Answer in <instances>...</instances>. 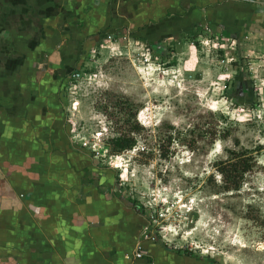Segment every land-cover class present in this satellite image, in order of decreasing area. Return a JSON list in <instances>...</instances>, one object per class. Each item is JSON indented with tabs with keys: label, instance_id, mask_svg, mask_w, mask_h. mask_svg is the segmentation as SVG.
Masks as SVG:
<instances>
[{
	"label": "rangeland",
	"instance_id": "obj_1",
	"mask_svg": "<svg viewBox=\"0 0 264 264\" xmlns=\"http://www.w3.org/2000/svg\"><path fill=\"white\" fill-rule=\"evenodd\" d=\"M193 31L151 46L126 32L97 40L63 89L69 136L114 171L155 240L213 264H264V35ZM240 153L252 165L226 190L217 161Z\"/></svg>",
	"mask_w": 264,
	"mask_h": 264
},
{
	"label": "crops",
	"instance_id": "obj_2",
	"mask_svg": "<svg viewBox=\"0 0 264 264\" xmlns=\"http://www.w3.org/2000/svg\"><path fill=\"white\" fill-rule=\"evenodd\" d=\"M195 1L0 0V264H213L143 237L114 171L69 136L63 95L82 50L121 32L160 44Z\"/></svg>",
	"mask_w": 264,
	"mask_h": 264
},
{
	"label": "trees",
	"instance_id": "obj_3",
	"mask_svg": "<svg viewBox=\"0 0 264 264\" xmlns=\"http://www.w3.org/2000/svg\"><path fill=\"white\" fill-rule=\"evenodd\" d=\"M203 4V5H202ZM221 6L223 8H221ZM220 7L221 9H216ZM192 8H195L197 13L195 21L189 24L183 23L180 26H175L174 31L183 30L186 33L194 32L198 26L206 23H217L223 28L232 33L240 35L244 30H249L254 33L264 35V12L258 10L255 0H196ZM191 8V9H192ZM240 13H243L241 15ZM114 37L115 35H108ZM137 39H141L151 44L159 42L148 41L145 37L134 35ZM91 47L82 50V57L74 63L73 70H77L82 64L83 57L88 53ZM70 71V73H71ZM69 73V75H70ZM129 139L127 143L122 145L123 148H130L134 143ZM217 169L224 178L226 190L238 189L242 181V177L252 165V157L240 154L226 157L224 160L217 161ZM134 204V203H133Z\"/></svg>",
	"mask_w": 264,
	"mask_h": 264
},
{
	"label": "built area",
	"instance_id": "obj_4",
	"mask_svg": "<svg viewBox=\"0 0 264 264\" xmlns=\"http://www.w3.org/2000/svg\"><path fill=\"white\" fill-rule=\"evenodd\" d=\"M143 237H146V238H150L152 240L155 239L154 235L152 234H148L147 232V229L144 230L143 232ZM134 259H137V258H140L142 257V251H141V247L140 245L138 244L136 249L132 252V255H131Z\"/></svg>",
	"mask_w": 264,
	"mask_h": 264
},
{
	"label": "bare ground",
	"instance_id": "obj_5",
	"mask_svg": "<svg viewBox=\"0 0 264 264\" xmlns=\"http://www.w3.org/2000/svg\"><path fill=\"white\" fill-rule=\"evenodd\" d=\"M201 94V93H200ZM202 96V95H201Z\"/></svg>",
	"mask_w": 264,
	"mask_h": 264
}]
</instances>
